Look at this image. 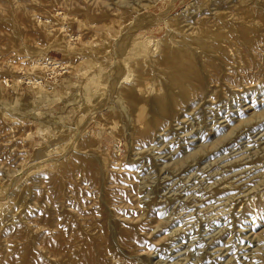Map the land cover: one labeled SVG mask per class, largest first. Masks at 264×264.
Segmentation results:
<instances>
[{"label":"rangeland","instance_id":"rangeland-1","mask_svg":"<svg viewBox=\"0 0 264 264\" xmlns=\"http://www.w3.org/2000/svg\"><path fill=\"white\" fill-rule=\"evenodd\" d=\"M0 264H264V0H0Z\"/></svg>","mask_w":264,"mask_h":264},{"label":"bare ground","instance_id":"bare-ground-1","mask_svg":"<svg viewBox=\"0 0 264 264\" xmlns=\"http://www.w3.org/2000/svg\"><path fill=\"white\" fill-rule=\"evenodd\" d=\"M58 61H53V64H56ZM55 66V65H54Z\"/></svg>","mask_w":264,"mask_h":264}]
</instances>
